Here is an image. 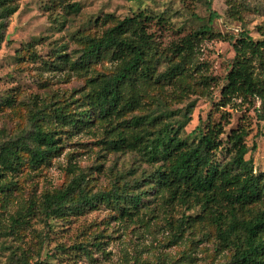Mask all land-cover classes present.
Instances as JSON below:
<instances>
[{"label": "rangeland", "instance_id": "obj_1", "mask_svg": "<svg viewBox=\"0 0 264 264\" xmlns=\"http://www.w3.org/2000/svg\"><path fill=\"white\" fill-rule=\"evenodd\" d=\"M16 2L18 9L6 20L0 44V146L26 138L39 121L43 128L56 130L57 149L37 168L22 152L17 171L0 177L8 186L0 194V264H229L233 249L218 237L208 209L158 187L154 178L162 159L150 161L135 150L110 151L102 143L117 130L140 128H121L120 119L108 122L92 109L90 123L72 128L56 122L52 113L61 109L75 117L82 114L90 108V80L109 76L116 68L109 57L83 69L70 66L81 57L86 37H99L117 21L144 11L153 17L147 31L157 48L159 75L179 59L171 56L175 44L209 26L212 35L194 40L179 79L143 86L139 105L123 119L161 115L156 129L173 127L181 139L191 141L195 127L218 122L225 112L221 140L237 125H248L245 159L253 171L263 172L264 120H256L253 111L260 109V101L248 105L233 98L225 107L217 103L234 57L232 43L246 33L255 41L264 40V0ZM72 3L79 5L78 12L68 11L66 6ZM212 12L216 15L210 18ZM60 57H67V63ZM254 73L264 80V68L255 66ZM217 157L223 164L229 160L224 150ZM80 175L81 188L89 196L114 189L126 198L138 195V211L121 216L123 201L114 204L100 198L82 210L69 208L78 197L75 193L63 215L46 218L44 196L64 189ZM258 213H264L263 200L242 216ZM78 244L88 253L75 250Z\"/></svg>", "mask_w": 264, "mask_h": 264}, {"label": "trees", "instance_id": "obj_2", "mask_svg": "<svg viewBox=\"0 0 264 264\" xmlns=\"http://www.w3.org/2000/svg\"><path fill=\"white\" fill-rule=\"evenodd\" d=\"M66 8L74 13L79 11L76 3L68 4ZM17 9L16 0H0V44L4 37L6 20ZM215 15L212 12L210 18ZM152 18L144 11H139L131 17L117 21L101 36L85 38L81 57L70 64L72 68H87L91 63L107 57L116 62V68L109 76L90 80V108L76 117L63 113L61 109H55L53 118L62 125L79 128L90 123L92 109L98 118L108 122L112 118L120 119L121 128H140L137 132L128 133H124L122 129L117 130L115 137L102 140V143L110 151L135 150L150 161L162 159L164 164L158 168L154 178L158 187L167 189L171 196L182 200L190 199L203 209H208L216 223L218 237L226 247L233 249L229 264H264V213H258L252 218L242 216L250 205L259 200L264 201V171L256 173L251 162L245 159L249 151L245 142L249 135V126L237 125L222 141L224 125L221 121L226 118V113L223 112L218 122L195 127L192 131L194 137L191 141H186L179 137L178 129L166 125L156 129L161 115L123 119L127 112L139 105L143 86L152 81L168 83L179 79L185 71V62L192 52L194 40L212 35L209 26H202L182 38L180 44H175L171 51V56L179 59L170 62L168 68L157 75V48L153 35L147 31ZM232 46L234 57L217 106L225 107L233 98H240L248 105L257 99L261 106L260 109H253L255 118L258 121L264 120V80L254 73L255 66L264 68V40L255 41L246 33L232 43ZM60 58L67 63V57ZM55 135L56 130H47L38 121L26 138H17L2 144L0 177L17 171L22 152L28 154V162L32 168L39 167L56 151ZM222 150L229 155L225 164L217 157V153ZM83 180L80 175L64 189L46 194L41 205L45 217L52 219L63 215L75 193L78 197L75 202H71L69 208L82 210L85 206H93L100 198L106 202L113 201L114 204L118 200L123 201L125 206L121 209V216L131 217L138 211L141 201L138 195L126 198L114 189L108 193L89 196L81 188ZM7 188L0 181V194H4ZM74 249L88 253L82 244L76 245Z\"/></svg>", "mask_w": 264, "mask_h": 264}]
</instances>
